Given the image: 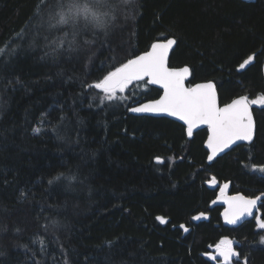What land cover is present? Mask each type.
<instances>
[{"label":"trees","instance_id":"obj_1","mask_svg":"<svg viewBox=\"0 0 264 264\" xmlns=\"http://www.w3.org/2000/svg\"><path fill=\"white\" fill-rule=\"evenodd\" d=\"M40 3L0 0V264H223L207 256L225 238L239 254L232 264H264V229L223 222L217 188L205 185L215 177L230 195L260 197L264 220L254 170L264 167V107L252 106L254 145L206 164V129L188 139L174 121L129 113L158 89L134 82L109 101L89 87L173 38L169 67H189L188 85L212 81L220 105L256 99L264 0H124L107 15L99 7L102 26L81 21L75 37L70 25L50 27L48 9L37 15Z\"/></svg>","mask_w":264,"mask_h":264},{"label":"snow or ice","instance_id":"obj_2","mask_svg":"<svg viewBox=\"0 0 264 264\" xmlns=\"http://www.w3.org/2000/svg\"><path fill=\"white\" fill-rule=\"evenodd\" d=\"M106 2L107 0H83V2L82 0H68L67 4L60 2L49 5L47 0H41L40 5L37 6L36 14L42 16L45 9H48L50 27L59 29L70 25L75 30L73 32V37H75L79 34L81 21L85 28L89 24H94L96 27L102 26L103 17L97 9L105 5ZM57 8L59 10H56ZM53 43L57 47H63L64 40H56ZM68 43L72 50L71 46L75 43V39ZM175 44V39L152 43L149 51L128 59L127 62L116 67L114 71H109L89 87L104 93L103 99L112 101L121 99L117 93H124L134 82L144 81L146 84L159 85L163 89V95L159 99L138 107H131L129 110L133 113H164L176 117L187 126L188 137L193 135L195 127L207 125V148L210 150L207 160L209 162L237 142L243 141L254 145L257 129L250 109L252 105L264 107V95L251 100L247 96H240L222 107L219 106L216 87L212 82L186 87L185 80L190 73L189 67L178 69L169 67V52ZM4 51V49H0V54H3ZM254 59V54L248 55L239 64L238 69H245ZM33 131L39 133L40 128L37 127ZM162 162L157 157V163ZM254 170L264 173V167ZM209 184L212 187L216 186L215 177L209 181ZM228 187L229 185L225 183L217 197V199L223 198V202L227 205L223 213L225 222L236 224L246 216H253L260 197L249 198L237 194L225 198V190ZM212 203H216V201L214 200ZM202 217H204V213L194 215L192 219L199 221ZM254 218L259 228L264 229V220L259 216ZM157 219L162 224L167 222L163 217H157ZM179 227L185 232L189 231L183 224ZM232 245L231 240L221 239L215 245L216 255L210 256V259L216 260L219 256L222 258L223 264H232V259L239 255Z\"/></svg>","mask_w":264,"mask_h":264},{"label":"water","instance_id":"obj_3","mask_svg":"<svg viewBox=\"0 0 264 264\" xmlns=\"http://www.w3.org/2000/svg\"><path fill=\"white\" fill-rule=\"evenodd\" d=\"M241 1H243V2H248V1H255V0H241ZM170 39H173V38H170ZM157 42H166V40H163V41H157ZM174 47V46H173ZM150 48H151V46L149 47V49L147 50V51H149L150 50ZM172 50V49H171ZM171 50H170V52H171ZM146 52V51H145ZM145 52H143V53H141V54H139V55H142V54H144ZM170 52H169V54H170ZM133 58H135V57H133ZM178 69V68H177ZM189 77H190V73H189V76H188V78L185 80V86L186 87H194L196 84H199V83H207V82H212V81H207V82H199V83H195V84H192V85H188L187 84V80L189 79ZM213 83V82H212ZM214 84V83H213ZM150 87H153V88H156V89H158L161 93H160V95H159V97L160 96H162L163 95V89L162 88H160L159 87V85H150V84H148ZM217 91V90H216ZM159 97L157 98V99H159ZM217 97H218V94H217ZM238 98V97H237ZM235 99V98H234ZM156 100V99H155ZM152 101H154V100H152ZM149 102H151V101H145V102H140V103H134L133 105H132V107H138V106H140L141 104H144V103H149ZM231 102V101H230ZM229 102V103H230ZM218 104H219V100H218ZM219 106H223V105H220L219 104ZM251 111H252V107H251V109H250ZM129 113L131 114V115H133V116H144V117H151V118H165V119H168V120H171V121H174V122H176V123H178V124H180V125H182L184 128H185V133H186V136H187V126L186 125H184V123H183V121H181V120H179V119H177L176 117H172V116H168L167 114H164V113H133V112H131L130 110H129ZM252 114H253V111H252ZM253 118H254V115H253ZM254 121H255V119H254ZM203 129H206V131H207V137H206V140H205V142H204V149L206 150V152L208 153L207 154V156L210 154V150L207 148V138H208V129H207V125H199V126H197V127H195L194 129H193V133H195V132H197V131H199V130H203ZM187 138L188 139H190L191 137H188L187 136ZM242 144H248L247 142H243V141H241V142H237V144H235V145H232L230 148H228V149H225V151L224 152H222V153H220L218 156H216L214 159H216L217 157H220V156H222V155H224V154H226V153H228L231 149H233L235 146H237V145H242ZM212 162V161H211ZM211 162H209L208 160H207V158H206V164H210ZM237 195V194H236ZM219 196V194L216 196V198H215V201H216V205H220V206H222L223 207V210H222V212H221V217H222V220L225 222V220H224V216H223V213H224V211H225V209H226V207H227V205L223 202V198L222 199H217V197ZM228 196H233V195H230V194H227V193H225V198L226 197H228ZM257 213H258V207H257V210H254V212H253V216H246V217H244V218H242L241 220H239V221H237V222H245V221H248V220H250V219H252V218H254V217H256L257 216ZM226 223V222H225ZM228 224V223H227ZM214 255H216V253L214 254ZM210 256H213V255H208L207 256V258L208 259H210ZM216 259H222L221 257H219V256H217V258ZM234 259V258H233Z\"/></svg>","mask_w":264,"mask_h":264},{"label":"rangeland","instance_id":"obj_4","mask_svg":"<svg viewBox=\"0 0 264 264\" xmlns=\"http://www.w3.org/2000/svg\"><path fill=\"white\" fill-rule=\"evenodd\" d=\"M83 1V0H82ZM123 1L124 0H107V2H106V4L105 5H103V6H100L101 7V11H100V13H102V11L103 12H105V14L107 15V14H110V12L113 10L112 9V5L115 3V4H121V3H123ZM263 77H264V75H263ZM252 106H256V107H259L260 105H252ZM212 179V178H211ZM210 179V180H211ZM209 180V181H210ZM209 181H207L206 182V186L208 187V188H217V195L220 193V189L223 187V185L224 184H222V185H218V183L216 184V186L215 187H212V186H210V184H209ZM229 187L225 190V193H227L228 194V191H229ZM213 204V203H212ZM257 216H259V213H257ZM203 218H205V217H202L201 219H203ZM200 219V220H201ZM255 221H256V219H255ZM257 223V222H256ZM227 224V223H226ZM232 225V224H231ZM233 225H235V224H233ZM258 225V224H257ZM257 228L259 229V230H262V229H260L259 228V225L257 226ZM236 258V257H235Z\"/></svg>","mask_w":264,"mask_h":264},{"label":"bare ground","instance_id":"obj_5","mask_svg":"<svg viewBox=\"0 0 264 264\" xmlns=\"http://www.w3.org/2000/svg\"><path fill=\"white\" fill-rule=\"evenodd\" d=\"M170 39V38H169ZM138 56V55H137ZM136 57V56H135ZM136 103H139V102H136ZM223 156V155H222ZM221 157V156H220ZM218 158V157H217ZM215 204V203H214ZM216 205V204H215ZM223 210V209H222ZM222 212V211H221ZM222 218V217H221ZM252 219H255V218H252ZM252 219H250V220H252ZM249 221V220H248ZM224 222V221H223ZM245 222H247V221H245ZM245 222H237L236 224H242V223H245ZM235 224V225H236ZM216 253V252H215ZM215 253H213V254H209V255H214Z\"/></svg>","mask_w":264,"mask_h":264},{"label":"flooded vegetation","instance_id":"obj_6","mask_svg":"<svg viewBox=\"0 0 264 264\" xmlns=\"http://www.w3.org/2000/svg\"><path fill=\"white\" fill-rule=\"evenodd\" d=\"M213 253H215V248H213V250H212V253L211 254H213ZM212 260V259H211ZM216 261L217 262H222V260L221 259H216Z\"/></svg>","mask_w":264,"mask_h":264}]
</instances>
